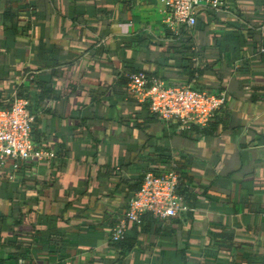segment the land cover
Returning <instances> with one entry per match:
<instances>
[{
	"label": "crops",
	"instance_id": "1",
	"mask_svg": "<svg viewBox=\"0 0 264 264\" xmlns=\"http://www.w3.org/2000/svg\"><path fill=\"white\" fill-rule=\"evenodd\" d=\"M210 1L171 30L160 0H0V110L22 88L55 154L0 168V264H264V0ZM140 72L226 92L225 123L169 127L129 90ZM168 156L202 213L129 223L115 245L136 184Z\"/></svg>",
	"mask_w": 264,
	"mask_h": 264
},
{
	"label": "built area",
	"instance_id": "2",
	"mask_svg": "<svg viewBox=\"0 0 264 264\" xmlns=\"http://www.w3.org/2000/svg\"><path fill=\"white\" fill-rule=\"evenodd\" d=\"M203 1L206 0H160L166 14L165 25L171 30H193L198 25L197 10ZM210 3L217 12L227 11L221 0ZM35 75L28 74L20 87L27 80L33 81ZM129 90L141 103L149 106L151 114L167 124H179V130L184 133L192 131V126L208 125L225 108L227 101L226 92L213 94L192 85L169 84L145 72L129 77ZM36 121L33 102L18 95L9 109L0 110V168L12 162L14 170L18 171L27 164L37 165L55 159L52 152L38 149L33 136ZM180 169L179 163L172 160L162 174L145 173L141 189L129 201L128 211L111 228L113 243L123 242L129 235V223H139L144 215L166 221L202 213L188 203L187 192L180 189ZM11 179L15 177L11 176Z\"/></svg>",
	"mask_w": 264,
	"mask_h": 264
},
{
	"label": "trees",
	"instance_id": "3",
	"mask_svg": "<svg viewBox=\"0 0 264 264\" xmlns=\"http://www.w3.org/2000/svg\"><path fill=\"white\" fill-rule=\"evenodd\" d=\"M189 74H190V76L192 77V76H195V72L194 71H191V72H189ZM195 89H200V90H204V89H201V88H199V87H195V86H193ZM21 88V87H20ZM22 90V88L21 89H19V93H18V97L19 98H28V96H23V91H21ZM9 109V108H8ZM221 112V111H220ZM220 112L217 114V116L214 118V119H218L219 118V121L218 122H216L214 125H223L224 123H225V121H224V119L223 118H220L221 116H219L220 115ZM213 119V120H214ZM212 120V121H213ZM211 121V122H212ZM210 122V123H211ZM210 123L208 124V125H206V126H192V131H198V130H204L205 132L203 133V134H206L207 132H206V129L205 128H207L209 125H210ZM169 125V127H175V128H179V124H177V123H169L168 124ZM213 131V130H212ZM211 131V132H212ZM37 138V137H36ZM35 138V139H36ZM38 139V138H37ZM36 139V140H37ZM166 158H168L167 159V161L165 160V162H164V165H166V166H168V168H169V165L171 164V160L173 159V158H169V156L168 157H166ZM178 163H179V165L181 166V171H180V174H181V177H182V172H183V165H184V163H183V161H182V159H178V161H177ZM167 168V169H168ZM22 169H24V168H22ZM166 171V170H165ZM165 171H163V172H159V174H162V173H164ZM157 172V171H156ZM158 173V172H157ZM143 178H144V176H142L140 179H139V181H138V183L136 184V188H135V191H136V193L141 189V186H142V182H143ZM187 180H184L183 179V177H182V184H181V187H180V189L182 190V192L183 193H186V192H188L185 188H184V186L185 185H189V184H187V182H186ZM190 196H191V194H190ZM189 204L190 205H192V206H194V204H193V198L191 197V200L189 199ZM146 216V217H145ZM189 215H187V217H188ZM3 216L0 214V220L2 219L3 220ZM146 218H148V220H151L152 218L153 219H155L152 215H150V214H147V215H144L141 219H146ZM155 220H157V219H155ZM159 221V220H158ZM160 221H162V220H160ZM1 224H2V222H1ZM1 224H0V229H1ZM128 240V237L123 241V242H120V243H114L115 245H121V244H124V243H126V241ZM112 242V241H111Z\"/></svg>",
	"mask_w": 264,
	"mask_h": 264
}]
</instances>
